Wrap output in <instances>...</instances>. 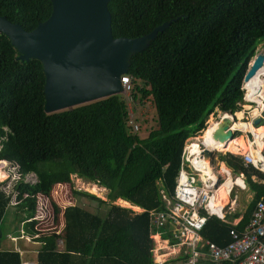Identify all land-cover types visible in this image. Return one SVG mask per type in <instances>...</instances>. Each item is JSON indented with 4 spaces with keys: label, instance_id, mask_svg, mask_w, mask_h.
<instances>
[{
    "label": "trees",
    "instance_id": "trees-1",
    "mask_svg": "<svg viewBox=\"0 0 264 264\" xmlns=\"http://www.w3.org/2000/svg\"><path fill=\"white\" fill-rule=\"evenodd\" d=\"M107 9L115 39L139 38L169 25L131 57L126 95L68 110L45 113L41 64L17 60L0 34V222L15 193L49 192L70 184L71 175L108 191L102 201L72 190L63 235L34 239L36 264H155L148 211H165L161 193L173 196L183 147L206 129L208 115L240 111L249 60L264 43V0H112ZM50 12V0H0V17L27 32ZM144 102L153 106L154 126L142 139L147 121L138 112ZM249 170L262 181L253 185L246 174L256 189L249 210L235 227L228 216L225 222L209 218L203 239L223 247L230 242L229 230L246 225L264 197V175ZM29 175L36 183L24 182ZM118 199L141 211L111 204ZM102 206H108L104 216L96 213ZM29 233L25 229L24 235ZM0 264H21L19 253L0 250Z\"/></svg>",
    "mask_w": 264,
    "mask_h": 264
},
{
    "label": "water",
    "instance_id": "water-1",
    "mask_svg": "<svg viewBox=\"0 0 264 264\" xmlns=\"http://www.w3.org/2000/svg\"><path fill=\"white\" fill-rule=\"evenodd\" d=\"M112 0H50L49 17L31 31L0 17V34L18 54L17 60H36L44 75V111L68 110L122 92L121 77L126 75L133 55L145 50L157 33L169 23L139 38H113L110 14ZM264 56L252 60L243 82H249L262 66ZM231 116V115H230ZM228 123V124H227ZM259 120L253 121L257 125ZM229 121L222 119L221 133L215 140H231ZM217 151L205 149L209 158ZM205 167V166H204Z\"/></svg>",
    "mask_w": 264,
    "mask_h": 264
},
{
    "label": "built area",
    "instance_id": "built-area-1",
    "mask_svg": "<svg viewBox=\"0 0 264 264\" xmlns=\"http://www.w3.org/2000/svg\"><path fill=\"white\" fill-rule=\"evenodd\" d=\"M257 49L248 63V67L256 55L264 56V52ZM258 71H261L259 75L261 83L254 85L256 88L254 89L260 91L261 84H264V60ZM249 84L250 81L242 82L243 103L239 112L247 107L249 113L255 111L247 122L257 129L260 125H253L254 120L258 119L259 123L263 122L264 124V97H260L256 93L252 94ZM121 85L122 94L126 95L129 90L127 77H121ZM221 121L222 117L220 116L219 123ZM133 129L136 131L135 126ZM229 130L234 135L243 134L240 130H232L230 126ZM245 135L248 136L250 144L254 146L255 141L256 144L257 141L261 144L264 140L263 136L258 137L250 130ZM190 145L196 149L192 151L189 148ZM205 149L207 147L195 138L189 139L185 143L181 152L173 196L167 197L161 193L160 198L166 207L165 211H148L150 226L155 229V234L151 236V239L157 236L158 241L166 243L173 252V257L170 259L153 262L164 264L172 260L175 261V264H264V197L255 203L248 222L241 231L229 230L230 242L225 246L219 247L201 238L200 232L210 217L224 221L225 215L230 211L233 212L231 205L224 207L215 205V191L216 187H219L218 180L211 174L206 176L203 172L205 159L202 153ZM241 163L244 166H251L264 175V149L255 152V155L251 152L245 153L241 156ZM225 175H228L227 171H225ZM234 183L239 185L237 180ZM164 233H168L170 238L162 239Z\"/></svg>",
    "mask_w": 264,
    "mask_h": 264
},
{
    "label": "rangeland",
    "instance_id": "rangeland-1",
    "mask_svg": "<svg viewBox=\"0 0 264 264\" xmlns=\"http://www.w3.org/2000/svg\"><path fill=\"white\" fill-rule=\"evenodd\" d=\"M257 48L258 51L264 52V43L259 44ZM127 107L130 111V107L128 105ZM247 108H243L241 112H237L231 115V118L236 122V125H238L241 130L250 128L249 126V128L243 126L244 123H247V120H250L253 114L249 113L250 111H248ZM242 111H246L248 113L245 114ZM153 113V106L151 105V103L144 102L143 106L138 112V116L140 117L141 115L140 119L147 121L145 131L141 132L139 135L142 139H145L147 137L148 129L154 126ZM223 115L224 114H222V116ZM220 116L221 113L216 110H214L213 113L209 114L205 122L206 129L197 134V136L195 137L196 140L201 139L200 137L202 136L203 132H205L206 136H212L213 129L209 126H211L213 123L219 122L218 120ZM260 124H262V122ZM209 130H211L212 133ZM254 131L260 133L261 135H264V125L259 126L257 129L254 128ZM237 136H239V139H241L240 144H242L244 141V144L248 146V143H246L244 138L241 137L243 136V134L235 135V137ZM219 153L220 152L218 151V153H216L215 157L213 158L215 165L218 164L217 162L221 161V157L225 156ZM70 180V184L54 185L49 192H44L43 190H41L39 193L33 194L30 192V190L26 189V191L23 190L19 194H14L11 198L10 204L7 206L6 213L3 216V220H1L2 224H0V250L17 251L19 253L21 264H36V253L39 248V244L35 242L34 239L50 236L53 234L63 235V212L65 208L70 207L74 204V200L72 199L73 197L71 194L72 190L83 191L94 195L102 201H107L106 197L108 191L106 189L89 183L81 178H78L75 175H71ZM24 182L32 184L36 182V179L34 176L30 175L25 178ZM23 193H25V196L22 201L12 202L15 196L21 195ZM125 203L126 202L118 199L113 201L111 204L130 209L135 213L141 211L140 209L136 210L133 206ZM107 207L108 206H102L98 211H96V213L104 216L108 211ZM25 229H28L30 231V235H24ZM152 240V253L154 262L168 260L173 257V252L168 248L166 243H162L160 240ZM56 243L57 245H60V242Z\"/></svg>",
    "mask_w": 264,
    "mask_h": 264
},
{
    "label": "crops",
    "instance_id": "crops-1",
    "mask_svg": "<svg viewBox=\"0 0 264 264\" xmlns=\"http://www.w3.org/2000/svg\"><path fill=\"white\" fill-rule=\"evenodd\" d=\"M263 125L264 124L262 122L261 126H263ZM243 126L246 127V128H249L248 127L249 126V123H248V125L244 124ZM251 129L254 131V128H251L250 127L249 130H251ZM258 134L261 135L260 133H258ZM261 136H263V135H261ZM241 137H243L244 140H245V142L248 143L249 148H248L247 151H244V152H241V153L239 152L238 154L237 153L236 154L222 153V151H223L222 150L223 149V145H220V143H219V147L218 148H215V149L220 152L219 154L225 155V156L221 157V161L220 162H217L218 164L215 165L214 164V161H213V158L215 157L216 153H218V152H216V153H214L212 155V157L210 159V162H209V166L211 168V173L210 174L212 175V177H214V178H216L218 180V186L219 187L221 185H223L224 182L227 181V179H230V181H231V186H230V188H229L228 191H226L225 189H223V187H221V189H219V191L220 190H225V192H226L225 193V198H226L227 201H226V204L224 206L231 205V208L233 210V212L230 211V213H227L225 215V217L228 216L229 220L227 219V221H230V225H232V226H237L239 224V222L242 220V218L244 217V215L246 214V212L249 210L251 201L254 200V197H255V193H256L255 192L256 189L254 188L255 186H252V185H250L247 182V176H246V174L249 173V175H250V177L252 179V182L254 183L253 185H256V184H258V185L260 184L261 185V182H262L258 178L257 175H253L254 174L253 171H250L249 170V168H250V169L256 171L255 169H253L249 165L248 166H244V165L241 166V164H240V166H239V164L237 165L236 162H239V161L241 162V156H243L247 152H251L253 155H255V152H258V151L264 149V140H263V142H261V144L258 143V141H257V144H256V141H255V146H254V145H251L250 144V141L248 140V136L245 135V133H243V136H241ZM235 138L239 142H241V139H239V136H237ZM263 139H264V137H263ZM199 141H202V139H200ZM262 143H263V148L262 149L261 148L258 149V144L262 145ZM227 155H229V156H227ZM231 157H232V159H231ZM234 158H236V159H234ZM227 161H230L231 163L236 164L238 167H241L243 169L242 171H245V173L242 172V171H239L236 168V165H233V166L230 167L228 165ZM221 166L225 170H221ZM1 171H3V169H1ZM225 171L228 172V175H225ZM258 173H260V172H258ZM1 179L2 180L4 179L3 173H1L0 181H1ZM236 180H237V183L239 185H236L234 183V181H236ZM32 184H34V183H32ZM219 187H216V191H215V203H216V192H217V189ZM224 206H221V207H224ZM5 213H6V211H5ZM225 213H226V211H225ZM2 220H3V218H2ZM0 224H2V222H0ZM0 227H1V225H0ZM0 235H1V232H0ZM203 240H206V239H203ZM204 264H206V263H204Z\"/></svg>",
    "mask_w": 264,
    "mask_h": 264
},
{
    "label": "bare ground",
    "instance_id": "bare-ground-1",
    "mask_svg": "<svg viewBox=\"0 0 264 264\" xmlns=\"http://www.w3.org/2000/svg\"><path fill=\"white\" fill-rule=\"evenodd\" d=\"M261 74V71H257L256 74L251 78L250 81H254V82H250L249 84V90L253 93H256V95L260 96V97H264V84H261V89L260 91H257L255 90V86L254 85H257V84H260L261 83V80L259 79V75ZM253 84V85H252ZM255 88V89H254ZM257 91V92H255ZM259 101V100H258ZM253 114L255 113V111L252 112ZM222 119H227L229 121V126L231 127L232 130H240L242 131L243 133H246L247 131H249V129H245V130H241L238 125H236V122L233 121V119L228 116V115H223L221 116ZM219 121V120H218ZM249 122L247 123H244L246 125H248ZM220 123L217 122V123H213L211 126H209L210 128L213 129V134L212 136H206L205 135V132L202 133V136L200 137L202 139V143L207 147L208 150L210 151H217L215 148H218L219 147V143L220 145H223V151L222 153H231V154H238L239 152H244V151H247L249 146H246V144H244V141L242 144H240V142L234 137L233 139L231 140H228V139H225V140H215L214 137L215 135L217 134H220L221 133V130H220V126H218ZM228 124V123H227ZM249 127L251 128H254L250 123H249ZM256 129V128H255ZM252 131L255 135H257L258 137H260L261 135H259L257 132L255 133V131H253L252 129L250 130ZM210 132L212 133V131L210 130ZM210 135V134H209ZM189 148L194 151V146L193 145H190ZM262 149L263 148V143L262 145L258 144V149ZM218 152V151H217ZM209 156L206 155V158H205V167L203 169V172L206 176H209L210 173H211V168L209 166ZM221 170H225L224 168H221ZM213 172V171H212ZM231 186V181L230 179H227L226 182H224L223 185H221L218 189H217V192H216V203L215 205L216 206H224L226 204V198H225V190L228 191L229 188ZM221 187H223V189L225 190H220ZM96 192V191H95ZM121 202V201H120ZM124 204V203H123ZM127 204V203H125ZM130 208V207H129ZM136 210H139L138 208L134 207ZM155 240H158V237L155 236L154 237Z\"/></svg>",
    "mask_w": 264,
    "mask_h": 264
},
{
    "label": "clouds",
    "instance_id": "clouds-1",
    "mask_svg": "<svg viewBox=\"0 0 264 264\" xmlns=\"http://www.w3.org/2000/svg\"><path fill=\"white\" fill-rule=\"evenodd\" d=\"M251 58H252V57H251ZM251 58H250L249 62L251 61ZM247 69H248V66H247ZM124 76H125V75H124ZM121 86H122V85H121ZM122 91H123V90H122ZM121 93H122V92H121ZM121 93H120V94H121ZM258 125L261 126V124H259V123H258L256 126H258ZM235 135H236V134H235ZM235 135L233 136V138L235 137Z\"/></svg>",
    "mask_w": 264,
    "mask_h": 264
},
{
    "label": "flooded vegetation",
    "instance_id": "flooded-vegetation-1",
    "mask_svg": "<svg viewBox=\"0 0 264 264\" xmlns=\"http://www.w3.org/2000/svg\"><path fill=\"white\" fill-rule=\"evenodd\" d=\"M260 123H261V122H260ZM260 123H259V124H260ZM210 159H211V158H210ZM210 159H209V161H210Z\"/></svg>",
    "mask_w": 264,
    "mask_h": 264
}]
</instances>
